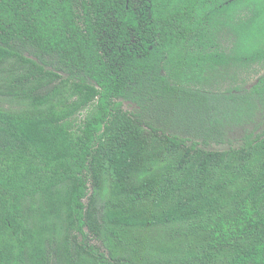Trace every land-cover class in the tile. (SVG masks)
Returning a JSON list of instances; mask_svg holds the SVG:
<instances>
[{
  "label": "trees",
  "instance_id": "1",
  "mask_svg": "<svg viewBox=\"0 0 264 264\" xmlns=\"http://www.w3.org/2000/svg\"><path fill=\"white\" fill-rule=\"evenodd\" d=\"M246 62L264 0H0V264H264Z\"/></svg>",
  "mask_w": 264,
  "mask_h": 264
},
{
  "label": "rangeland",
  "instance_id": "2",
  "mask_svg": "<svg viewBox=\"0 0 264 264\" xmlns=\"http://www.w3.org/2000/svg\"><path fill=\"white\" fill-rule=\"evenodd\" d=\"M243 19L248 17L250 15L249 9L241 12ZM223 39L226 38L225 34L222 37ZM230 47L232 44H229ZM224 70V69H223ZM264 72V62H246V63H238V65H232L228 67V72L225 73L226 76L225 78H221L220 82L218 83L219 86L222 89L228 88L232 85L239 84V83H249L256 79L258 76H260ZM219 80V78H218ZM218 80L214 81L211 84H216ZM218 90V89H215ZM0 106L3 107H9L10 103L7 100L0 99ZM87 110L84 109L80 114L76 116L77 121H80L86 114Z\"/></svg>",
  "mask_w": 264,
  "mask_h": 264
}]
</instances>
